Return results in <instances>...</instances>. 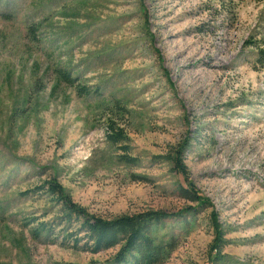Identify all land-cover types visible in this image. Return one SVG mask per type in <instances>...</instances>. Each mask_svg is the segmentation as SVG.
I'll list each match as a JSON object with an SVG mask.
<instances>
[{
	"label": "rangeland",
	"instance_id": "rangeland-1",
	"mask_svg": "<svg viewBox=\"0 0 264 264\" xmlns=\"http://www.w3.org/2000/svg\"><path fill=\"white\" fill-rule=\"evenodd\" d=\"M260 47L264 0H0V264H117L50 181L168 214L158 264H264Z\"/></svg>",
	"mask_w": 264,
	"mask_h": 264
},
{
	"label": "trees",
	"instance_id": "trees-1",
	"mask_svg": "<svg viewBox=\"0 0 264 264\" xmlns=\"http://www.w3.org/2000/svg\"><path fill=\"white\" fill-rule=\"evenodd\" d=\"M258 60L264 63V47H260ZM66 76L69 82L71 78L67 74ZM109 136L114 141L118 140L113 134H109ZM180 152L177 151L174 164L179 172L187 175L188 170ZM190 184L189 182L190 188H182L183 197L191 202L204 204L206 202L204 197L200 196ZM48 185L50 191L64 201V205L69 210V215L75 214L77 218L83 220L80 230L85 234L77 242L86 240L85 246L90 251L97 253L119 246L116 255L117 264H158L162 261L167 245H162L157 241L154 230L157 225L169 217L168 214L161 210H148L134 214L125 213L113 218H103L90 214L84 207H79L70 201L65 196L63 186L60 183L50 181ZM214 221L217 222V220ZM215 229L217 237L214 241L213 250L217 252L223 245V235L221 230L219 231V224L215 225Z\"/></svg>",
	"mask_w": 264,
	"mask_h": 264
}]
</instances>
